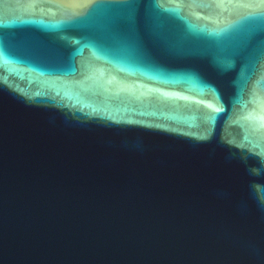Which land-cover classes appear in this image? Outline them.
<instances>
[{"label": "water", "instance_id": "95a60500", "mask_svg": "<svg viewBox=\"0 0 264 264\" xmlns=\"http://www.w3.org/2000/svg\"><path fill=\"white\" fill-rule=\"evenodd\" d=\"M0 264H264V0H0Z\"/></svg>", "mask_w": 264, "mask_h": 264}, {"label": "bare ground", "instance_id": "6f19581e", "mask_svg": "<svg viewBox=\"0 0 264 264\" xmlns=\"http://www.w3.org/2000/svg\"><path fill=\"white\" fill-rule=\"evenodd\" d=\"M75 1H78V2H86L87 0H75Z\"/></svg>", "mask_w": 264, "mask_h": 264}]
</instances>
